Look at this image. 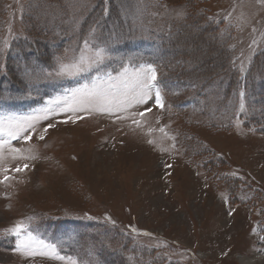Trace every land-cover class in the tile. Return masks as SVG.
I'll return each instance as SVG.
<instances>
[{"label": "rangeland", "instance_id": "rangeland-1", "mask_svg": "<svg viewBox=\"0 0 264 264\" xmlns=\"http://www.w3.org/2000/svg\"><path fill=\"white\" fill-rule=\"evenodd\" d=\"M147 64L165 107L139 124L57 111L0 153V264L264 257V0H0V116ZM17 224L55 253L17 250Z\"/></svg>", "mask_w": 264, "mask_h": 264}, {"label": "snow or ice", "instance_id": "snow-or-ice-1", "mask_svg": "<svg viewBox=\"0 0 264 264\" xmlns=\"http://www.w3.org/2000/svg\"><path fill=\"white\" fill-rule=\"evenodd\" d=\"M104 49H99L96 52L95 59L82 57L75 65H73L77 72H87L90 68L97 63L102 62L104 58ZM127 69L125 74L116 78H109L107 83L97 84L93 81L92 84H84L79 88L73 89L70 96L63 98L58 97L55 102H49V107L40 110L41 115L35 114L26 117L22 116H0V153L3 152L6 146L12 153H20L22 150L11 148L10 141L13 139H23L25 141L31 139V134L25 135L29 129L35 131V123L43 118L47 119L49 114L56 113L57 111L68 112H97L114 114L116 112H129L133 118V123L139 124L135 119L136 116L143 118L147 113L152 112L151 107H146L144 111L133 112L132 109L140 105L148 104L149 100L155 99V106L164 108L161 87L157 80L156 69L152 64L141 65L132 78H126ZM63 100V103H61ZM81 117H77L80 119ZM54 127L51 123L44 129L45 132L49 128ZM163 131V129H161ZM6 137V138H5ZM39 139L43 140L44 136L41 135ZM152 143V141H149ZM35 159V157H30ZM28 165L25 164L24 168ZM17 168L16 171H20ZM7 179V176L5 177ZM11 232L17 236L16 248L25 254H32L33 246L39 244L42 247L50 248L55 253V245H45L43 241L37 240L33 237L31 232L28 231L22 224H17ZM26 235L21 238V234ZM56 258L65 259V257L57 256ZM70 264H75L71 257L67 258Z\"/></svg>", "mask_w": 264, "mask_h": 264}, {"label": "bare ground", "instance_id": "bare-ground-1", "mask_svg": "<svg viewBox=\"0 0 264 264\" xmlns=\"http://www.w3.org/2000/svg\"><path fill=\"white\" fill-rule=\"evenodd\" d=\"M239 260L242 264H263L264 257L259 254H254L252 257L239 256Z\"/></svg>", "mask_w": 264, "mask_h": 264}]
</instances>
